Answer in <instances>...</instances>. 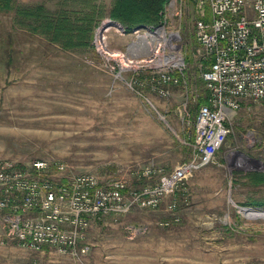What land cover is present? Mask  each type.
I'll return each mask as SVG.
<instances>
[{"label":"rangeland","instance_id":"374dc122","mask_svg":"<svg viewBox=\"0 0 264 264\" xmlns=\"http://www.w3.org/2000/svg\"><path fill=\"white\" fill-rule=\"evenodd\" d=\"M17 1L51 11L60 2ZM112 1L95 3L109 11ZM176 7L166 16L164 10L158 25H149L173 31L186 60L185 75L178 86L167 87V98L149 80L158 71L149 62L158 42L148 40V52L141 42L146 32L121 25L123 33L107 18L95 29L89 49L65 51L18 26L14 11L0 12V161L61 162L69 174L91 173L102 181H132L134 168L171 171L190 161L195 121L208 95L195 6L178 0ZM176 9L179 17H173ZM230 128L214 162L186 183L188 205L182 196L179 225L161 228L163 211L96 221L89 231L92 252L83 263L264 264V101L243 103ZM0 264L80 263L10 243L0 247Z\"/></svg>","mask_w":264,"mask_h":264},{"label":"built area","instance_id":"2783aa9c","mask_svg":"<svg viewBox=\"0 0 264 264\" xmlns=\"http://www.w3.org/2000/svg\"><path fill=\"white\" fill-rule=\"evenodd\" d=\"M185 1L196 10L195 38L208 95L195 121L193 158L171 171L153 165L134 168L132 181L69 174L61 162L0 161V247L13 243L35 253L51 250L84 264L92 252L89 231L96 221H117L136 211H163L167 218L158 224L161 228L182 222L180 198L188 205L186 183L214 162L242 104L264 101V0ZM177 2L169 0L165 16ZM174 15L179 17V10ZM119 29L127 32L121 25ZM135 31L146 32L142 38L147 42H158L157 56L149 58L158 71L149 80L153 90L167 98V87L178 86L185 75L186 60L174 32L164 26ZM160 51L168 54L161 56ZM128 229L138 233L135 227Z\"/></svg>","mask_w":264,"mask_h":264},{"label":"trees","instance_id":"16d2710c","mask_svg":"<svg viewBox=\"0 0 264 264\" xmlns=\"http://www.w3.org/2000/svg\"><path fill=\"white\" fill-rule=\"evenodd\" d=\"M96 0H60L59 9L45 5H21L17 0H0V12L14 11L15 22L65 51L87 50L95 29L104 19L127 28L156 26L168 0H113L109 11ZM206 103V102H205Z\"/></svg>","mask_w":264,"mask_h":264},{"label":"bare ground","instance_id":"6f19581e","mask_svg":"<svg viewBox=\"0 0 264 264\" xmlns=\"http://www.w3.org/2000/svg\"><path fill=\"white\" fill-rule=\"evenodd\" d=\"M141 39V38H140ZM142 43H143V45L145 44L146 45V47L149 49V46H150V43L149 42H147L146 40H144V39H142V41H141ZM155 42V41H154ZM140 44V43H139ZM153 44V43H152ZM152 44H151V46H152ZM140 48V47H139ZM135 49H136V47H135ZM142 49V48H141ZM138 50V49H137ZM150 50V49H149ZM148 54V53H147ZM249 216H252V217H259V215H256L255 213H249Z\"/></svg>","mask_w":264,"mask_h":264},{"label":"crops","instance_id":"0c3cea01","mask_svg":"<svg viewBox=\"0 0 264 264\" xmlns=\"http://www.w3.org/2000/svg\"><path fill=\"white\" fill-rule=\"evenodd\" d=\"M30 1H40V0H30ZM101 1V0H100ZM106 1V0H105ZM110 1H112V0H110Z\"/></svg>","mask_w":264,"mask_h":264}]
</instances>
